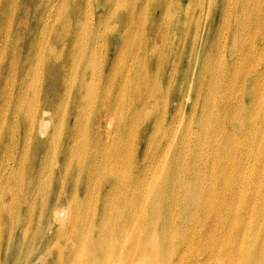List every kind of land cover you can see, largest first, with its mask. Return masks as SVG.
Returning a JSON list of instances; mask_svg holds the SVG:
<instances>
[{
	"label": "bare ground",
	"instance_id": "6f19581e",
	"mask_svg": "<svg viewBox=\"0 0 264 264\" xmlns=\"http://www.w3.org/2000/svg\"><path fill=\"white\" fill-rule=\"evenodd\" d=\"M66 1L35 32L70 36L33 59L56 86L0 119V264H264V0H155L140 41L126 1L106 38Z\"/></svg>",
	"mask_w": 264,
	"mask_h": 264
},
{
	"label": "rangeland",
	"instance_id": "374dc122",
	"mask_svg": "<svg viewBox=\"0 0 264 264\" xmlns=\"http://www.w3.org/2000/svg\"><path fill=\"white\" fill-rule=\"evenodd\" d=\"M40 1L41 0H0V86L3 82H6V99L4 102L3 96L0 93V119L2 118V114L9 100L8 116L10 118L8 121L21 119L17 117L19 116L18 111L20 109H18L17 106L21 101V106H23L27 101L33 100V96L40 89V82L44 73L47 74L48 78L47 88H52L54 85L56 86L57 74L55 72L50 73L48 69V65L51 64V62L46 65L45 71L40 73L37 71L36 62H34L33 59L38 52L37 46H41L43 39H45V41L48 40L51 46H57V55H59L62 54L61 50L66 48V44L70 41V36L67 32L58 31L56 27H46L45 33H43L40 26L36 36L35 32L38 29V20H41L38 16ZM104 1L105 0H68L65 5H63L61 15L71 20L69 25L74 24V20L78 17L77 22L83 23L87 28V23L89 27L93 18H95L98 23V20L103 17L100 16L102 15L100 13L104 10V38H106L112 27L118 28L121 19L129 16L121 15L125 10L122 5V0H111L113 6L111 13L108 12L107 9L109 6H107ZM123 1L127 2V10L130 14L129 31L132 34L127 37L126 40L135 39L136 41H140L144 38L150 39L168 35L169 27L167 23L170 21L165 19L161 25L163 30L158 31L157 35H152L149 27L146 31L138 27V19L140 17L137 15V11L146 5H150L151 7L155 0ZM128 3H130V5ZM116 8H119V10L116 11ZM153 14L162 17L163 8L161 6L156 7ZM116 28L113 30H116ZM86 33L87 30L85 34ZM84 35L75 34L73 41L80 40ZM33 39L35 50L31 52V46H33L31 41ZM63 56L64 54H62V57ZM113 65L116 66L117 64ZM104 66H106L105 62ZM110 67L113 68L112 66ZM34 87H38L36 92L31 91Z\"/></svg>",
	"mask_w": 264,
	"mask_h": 264
}]
</instances>
